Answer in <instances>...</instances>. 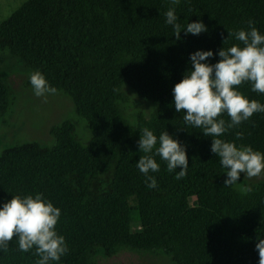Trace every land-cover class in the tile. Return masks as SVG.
<instances>
[{"label": "trees", "instance_id": "1", "mask_svg": "<svg viewBox=\"0 0 264 264\" xmlns=\"http://www.w3.org/2000/svg\"><path fill=\"white\" fill-rule=\"evenodd\" d=\"M171 7L181 25L179 40L166 23ZM197 21L207 31L186 33L187 24ZM249 21L264 35V0H180L175 6L171 0H29L0 26V64L11 62L7 71L20 69L29 77L41 72L56 94L72 101L92 134L82 145L77 126L67 120L51 129L52 147L26 143L0 155V208L13 196L42 193L61 210L56 231L69 251L50 264H98L100 253L111 259L124 251L161 255L173 264H258L264 181L246 186L250 192L226 187L227 169L211 151L213 138L185 124L173 96L193 67L191 54L211 50L206 62L217 63L223 47H243L228 36L250 30ZM27 84L33 89L29 78ZM124 86L156 106L150 118L139 114L134 127L121 107ZM238 90L264 104V93L252 91L250 82ZM12 105L0 71V123L7 124ZM219 118L230 123L226 113ZM144 128L157 136L156 147L164 131L186 146L184 178L177 180L180 169L170 173L154 148L160 171L149 174L157 187L146 185L136 167L146 155L137 143ZM219 138L264 153V113ZM38 259L35 247L20 251L15 237L7 252L0 251V264Z\"/></svg>", "mask_w": 264, "mask_h": 264}, {"label": "clouds", "instance_id": "2", "mask_svg": "<svg viewBox=\"0 0 264 264\" xmlns=\"http://www.w3.org/2000/svg\"><path fill=\"white\" fill-rule=\"evenodd\" d=\"M179 3L180 0H171L174 6ZM165 16L166 23L174 28L177 40L181 39L182 30L177 23L175 8H169ZM248 24L250 30H239L228 36H234L242 42L243 47L239 44L223 47L218 52L221 59L215 64L206 62L214 56L211 50L191 54L192 69L173 88L175 110L185 113V124L202 129L205 136L213 138L211 151L227 169L226 187L235 185L242 173L246 178H254L264 172V153L243 144L237 147L236 143L219 138L255 113H264V104L249 100L238 90V86L250 82L252 91L264 93V35L253 26V21ZM185 30L188 34L199 35L206 32L207 27L202 21H197L188 23ZM29 79L37 97L46 98L49 94L57 93V89L48 83L41 72H33ZM224 113L230 117V123L226 124L224 119L219 118ZM236 138L242 139L243 133H236ZM137 143L140 151L146 155L140 157L136 167L144 174L149 188L157 187L155 177L149 173L160 171V165L151 155L154 148L156 155L166 162L170 173L180 169L176 172L177 180L187 175L189 159L186 146L167 131L159 135V147H156L157 136L148 128L142 130ZM245 191L250 192L252 188L249 186ZM60 216L61 210L45 200L42 193L34 197L13 196L0 208V251L7 252L15 237L20 251L29 252L35 247V254L39 257L36 264L60 261L69 251L65 237L56 231ZM256 250L259 254L258 264H264V239L258 240Z\"/></svg>", "mask_w": 264, "mask_h": 264}, {"label": "rangeland", "instance_id": "3", "mask_svg": "<svg viewBox=\"0 0 264 264\" xmlns=\"http://www.w3.org/2000/svg\"><path fill=\"white\" fill-rule=\"evenodd\" d=\"M29 0H0V26L7 21L17 10ZM1 55V53H0ZM11 62L0 64V71L13 93V105L10 113L4 118L7 124L0 123V155L8 148L26 143H37L42 147H52L55 140L51 136V129L59 126L64 121H72L77 126L78 140L82 145L90 142L92 134L85 120L79 117L72 101L63 94L37 97L27 81L29 73L20 69L7 71ZM12 65V64H11ZM125 102L121 104L126 120L131 126L137 125L139 114L150 118L156 110L151 102H145L138 98L135 91L123 87ZM231 186L244 192L246 186L264 181V172L261 176L246 178ZM199 200L195 201L196 205ZM135 232L141 233L139 226L134 227ZM98 264H173L168 258L161 255L135 254L121 252L115 257L108 259L100 253Z\"/></svg>", "mask_w": 264, "mask_h": 264}]
</instances>
